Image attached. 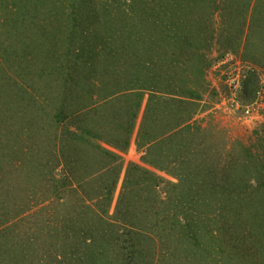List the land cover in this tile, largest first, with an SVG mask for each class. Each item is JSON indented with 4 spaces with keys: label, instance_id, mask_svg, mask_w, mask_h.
I'll use <instances>...</instances> for the list:
<instances>
[{
    "label": "rangeland",
    "instance_id": "1",
    "mask_svg": "<svg viewBox=\"0 0 264 264\" xmlns=\"http://www.w3.org/2000/svg\"><path fill=\"white\" fill-rule=\"evenodd\" d=\"M0 264H264V0H0Z\"/></svg>",
    "mask_w": 264,
    "mask_h": 264
}]
</instances>
